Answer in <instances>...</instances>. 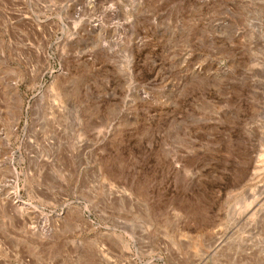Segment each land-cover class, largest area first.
<instances>
[{"label": "rangeland", "instance_id": "1", "mask_svg": "<svg viewBox=\"0 0 264 264\" xmlns=\"http://www.w3.org/2000/svg\"><path fill=\"white\" fill-rule=\"evenodd\" d=\"M0 264H264V0H0Z\"/></svg>", "mask_w": 264, "mask_h": 264}, {"label": "bare ground", "instance_id": "2", "mask_svg": "<svg viewBox=\"0 0 264 264\" xmlns=\"http://www.w3.org/2000/svg\"><path fill=\"white\" fill-rule=\"evenodd\" d=\"M20 208L24 207V203L23 202H20Z\"/></svg>", "mask_w": 264, "mask_h": 264}]
</instances>
